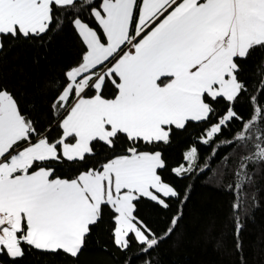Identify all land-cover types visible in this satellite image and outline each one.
I'll return each instance as SVG.
<instances>
[{
  "label": "snow or ice",
  "instance_id": "snow-or-ice-1",
  "mask_svg": "<svg viewBox=\"0 0 264 264\" xmlns=\"http://www.w3.org/2000/svg\"><path fill=\"white\" fill-rule=\"evenodd\" d=\"M66 26L79 53L49 81L46 112L37 116L35 102L28 108L0 81V257L17 264L35 250L78 260L107 216L123 264H155L192 187L165 171H212L209 182L232 193L242 251L241 218L256 199L254 169L264 168V60L253 66L255 91L244 76L264 51V0H0V53L16 41L47 49ZM245 101L247 118L237 107ZM193 124L200 136L170 167L162 146ZM196 145H215L203 164ZM221 146L232 150L213 169ZM66 165L76 174H63ZM143 199L165 210L178 202L162 232L139 215Z\"/></svg>",
  "mask_w": 264,
  "mask_h": 264
},
{
  "label": "trees",
  "instance_id": "trees-1",
  "mask_svg": "<svg viewBox=\"0 0 264 264\" xmlns=\"http://www.w3.org/2000/svg\"><path fill=\"white\" fill-rule=\"evenodd\" d=\"M78 53V39L70 26H66L54 36L47 49L38 48L27 41H16L12 45H6L0 53V81L12 89L28 108L35 102V114L39 116L48 110L49 101L55 95L49 81L74 63ZM261 60H264V51L257 50L245 65L244 76L250 91H255L252 87L253 66ZM237 107L240 114L247 118L251 112L248 103L245 101ZM52 134L56 135V130ZM200 134L198 127L193 124L186 131H176L172 143L162 146L170 167L181 160L182 153L193 146V138H198ZM224 138H230V134L225 132L221 139ZM196 146L199 147L202 157L200 163L203 164V158L211 155L215 145ZM216 150L218 155L208 161L213 169L232 149L221 146ZM62 173L68 176L76 174L70 172L67 165L62 169ZM254 173L253 191L256 199L250 201L253 206L247 216L241 218L245 228L240 237L243 249L238 252L230 215L232 193L223 190L222 186H217L215 181L209 182V177L213 175L211 170L185 179L165 171V178L174 182L181 190L186 185L192 187L190 200L183 208V218L178 227L153 253L155 264H264V168L257 165ZM229 180L231 177L224 183ZM177 208L178 202L175 200L171 201L170 208L165 210L154 202L143 199L138 204V213L160 233L166 229ZM109 228L110 222L105 216L104 222L94 231L86 250L78 260H73L62 252L50 254L34 250L22 260H18L17 264H123L125 254L112 244ZM104 247L107 251L102 250ZM0 264H11V261L3 256L0 257Z\"/></svg>",
  "mask_w": 264,
  "mask_h": 264
}]
</instances>
